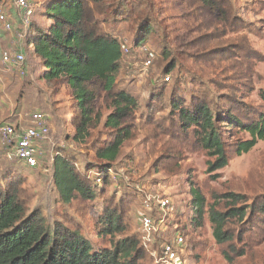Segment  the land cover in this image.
Segmentation results:
<instances>
[{
    "label": "rangeland",
    "instance_id": "rangeland-1",
    "mask_svg": "<svg viewBox=\"0 0 264 264\" xmlns=\"http://www.w3.org/2000/svg\"><path fill=\"white\" fill-rule=\"evenodd\" d=\"M26 1L32 9L27 23L11 0H0L12 27L4 31L0 24V125L24 129L33 125V114H40L49 134L38 143L40 156L33 169L8 160L6 146L0 140V187L5 177L20 176L24 180L26 215L36 210L50 227L55 222L69 224L94 249L110 246L109 238L100 234L103 200L112 197L115 204L124 198L131 201L126 224L133 234L138 233V215L145 199L168 197L177 216L170 219L174 223L170 228L178 222L181 229L189 232L185 235L189 264H227L222 252L229 251V247L215 243L207 209L226 193L240 194L249 200L264 197V141H257L248 153L237 156L236 145L250 136L231 128L224 120L218 126L221 125L227 165L210 170L214 158L192 134L178 131V120L170 109L173 101L189 105L192 96L200 97L205 92L211 109L218 105L237 121L245 122L264 113V103L259 98V90L264 86V0H225L231 7L232 19L228 22L205 13L195 16L182 5V0H109L106 14L100 17L104 20L102 29L127 50L122 53L115 75V90L125 91L137 102L134 116L128 120L134 132L109 171L108 184L101 190L95 189L99 198L71 204L62 202L53 183L55 155L63 154L73 161L92 184L101 163L94 157V149L110 137L111 130L104 127V122L112 108L101 85L95 83L93 87L100 95L95 105L96 117L87 135L79 141L73 139L71 119L76 99L72 90L42 79V65L29 44L30 36L50 23L43 13L44 2ZM136 2L154 5L147 16L154 29L141 45L137 43L143 37L141 20L116 17L117 6L126 10ZM144 49L153 55L148 65ZM19 52L24 55L19 68L4 60V56ZM169 65L173 66L170 73ZM190 189L198 190L206 204L202 225L194 231L190 225ZM222 207L220 203L218 209ZM259 221L258 218L230 225L233 231L245 229L243 242L249 240V248H253L248 257L237 259L234 264H264V226ZM240 247L241 244H232V249ZM149 260L148 256L140 264H152Z\"/></svg>",
    "mask_w": 264,
    "mask_h": 264
},
{
    "label": "trees",
    "instance_id": "trees-1",
    "mask_svg": "<svg viewBox=\"0 0 264 264\" xmlns=\"http://www.w3.org/2000/svg\"><path fill=\"white\" fill-rule=\"evenodd\" d=\"M43 2V13L50 23L46 29L36 30L30 36L29 44L33 46V56L42 65V79L50 85L61 83L72 90L76 99L71 119L75 131L73 139L79 141L87 135L96 117L95 105L100 95L93 87L95 83L101 85V91L112 108L104 122V127L111 130L110 137L94 149V157L101 162L96 168L100 183L93 185L94 189L89 176L82 173L73 161L59 153L53 160V183L62 202H92L99 198L95 189L101 190L108 184V173L117 161L122 146L133 136L134 130L128 120L134 116L137 102L125 91L115 90V75L122 58L121 45L103 31L104 20L100 18L106 14L109 0ZM182 5L195 16L205 13L223 22L232 19L229 15L231 7L225 0H182ZM119 6L116 7V17L141 20L143 37L137 41L141 45L154 29L147 17L154 5L150 2L130 3V8L126 10L118 9ZM165 54L166 51L163 52ZM172 70L173 66L169 65L167 72ZM208 97L205 92L200 97L194 95L189 105L173 101L170 114L178 120V131L192 134L214 158L209 167L215 171L227 165L221 125L218 124L225 120L231 128H238L250 136L249 140L236 145L234 152L240 156L248 153L257 141H264V113H258L251 120L245 119V122L237 121L218 105L211 109ZM259 98L264 103V86L259 90ZM8 126L18 132L22 129L18 125ZM23 185L24 180L20 176L9 175L0 187V264H140L148 259L140 234H132L126 224L128 205L131 203L129 199H120L117 204L112 197L103 200L100 234L109 238L110 246L94 249L69 224L55 222L50 227L43 214L36 210L26 215ZM190 194L189 206L193 213L190 225L194 231L202 225L206 204L198 190L190 189ZM216 199L217 202L207 209L212 237L217 245H228L229 251L222 252V256L227 264H234L235 260L248 257L253 248H249V240L243 242L245 229L233 231L230 225H242L259 218V224L264 226V197L249 200L240 194L226 193ZM220 203H223L222 210L218 209ZM235 243L241 244V247L232 249Z\"/></svg>",
    "mask_w": 264,
    "mask_h": 264
},
{
    "label": "built area",
    "instance_id": "built-area-1",
    "mask_svg": "<svg viewBox=\"0 0 264 264\" xmlns=\"http://www.w3.org/2000/svg\"><path fill=\"white\" fill-rule=\"evenodd\" d=\"M11 2L21 13V19L27 23L28 17L32 14L28 2L26 0H11ZM0 24L4 31H10L12 28L3 3H0ZM121 52L125 53L127 50L121 46ZM144 52H146L148 65L153 55L146 49ZM4 60H9L11 65L19 68L24 62V55L20 52L12 53L4 56ZM31 118L33 125L20 129L19 132L8 125L0 126V140L6 146L5 157L30 169L37 166L40 155L38 143L44 141L49 134L42 115L33 114ZM99 183L100 179L97 176L94 177L93 184ZM175 213L174 203L168 197H147L142 205L141 213L138 215V233L152 264H189L190 251L185 241L188 230L181 229L178 222L173 229L170 228V225L174 224L170 219L174 220L177 217Z\"/></svg>",
    "mask_w": 264,
    "mask_h": 264
},
{
    "label": "crops",
    "instance_id": "crops-1",
    "mask_svg": "<svg viewBox=\"0 0 264 264\" xmlns=\"http://www.w3.org/2000/svg\"><path fill=\"white\" fill-rule=\"evenodd\" d=\"M39 2H38V4H41L40 2H42L43 0H38Z\"/></svg>",
    "mask_w": 264,
    "mask_h": 264
}]
</instances>
